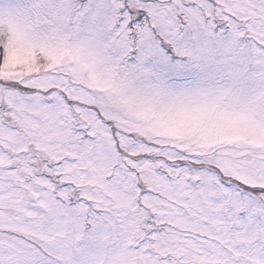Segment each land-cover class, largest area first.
I'll list each match as a JSON object with an SVG mask.
<instances>
[{"label": "snow or ice", "instance_id": "snow-or-ice-1", "mask_svg": "<svg viewBox=\"0 0 264 264\" xmlns=\"http://www.w3.org/2000/svg\"><path fill=\"white\" fill-rule=\"evenodd\" d=\"M0 264H264V0H0Z\"/></svg>", "mask_w": 264, "mask_h": 264}]
</instances>
